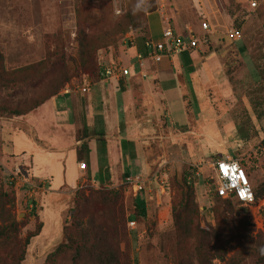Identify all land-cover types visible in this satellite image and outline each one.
Listing matches in <instances>:
<instances>
[{
	"label": "rangeland",
	"instance_id": "rangeland-1",
	"mask_svg": "<svg viewBox=\"0 0 264 264\" xmlns=\"http://www.w3.org/2000/svg\"><path fill=\"white\" fill-rule=\"evenodd\" d=\"M134 3L135 0H0V73L3 71L0 77V149L4 156L15 159L1 160L5 168L11 171L21 168L28 173L20 164L23 153L28 152V144L15 133L19 128L14 127V122L26 121L23 117L31 115L27 119L33 123L38 108L10 118L11 109L30 110L31 103L59 86V93L51 99L89 98L104 86L98 84L107 79L102 75L103 67L116 60L132 69L131 75L125 78L134 75L143 78L135 69V56L128 59L123 54L124 48L131 45L127 39L130 32L135 37L142 35L143 30L147 32L150 13L134 15ZM154 7L172 28L183 22L185 27L201 33V22L207 20L216 30L206 37L207 43L203 47L212 53L207 59L215 58L218 65L212 86L203 91L195 84V92L188 91L193 104L190 116L194 119L202 106L203 128L217 136V144H211L214 150L199 146L190 150L188 145L199 141L198 136L190 135L165 140L164 153L151 152L150 164L155 168L141 175L152 179L159 171V178L151 180V191L146 185L145 217L137 212V196L133 189L124 185L126 172L122 169L118 180L109 185L82 180L76 187L67 179L66 184L54 180L49 188L47 181H41L46 190L37 193L39 203L34 202V205L38 203L34 212L26 207L27 201L31 200L26 188H20L21 183L19 186L7 184V178L0 173L2 191L15 200L13 213L21 223L20 236L25 238L43 224L40 234L31 239L22 264H43L47 255L63 240L64 227L71 224L78 210L124 236L121 249L126 256L122 257V264H176L175 250L180 246V234L173 206L177 205L175 211L182 213L178 202L185 179L187 184L193 183L200 212L198 217L190 214L194 225L200 222L208 228L217 223L229 228L230 232L246 235L240 242L233 240L227 246V258L235 257L241 264H256L257 246L264 243V195L251 205L219 201L213 191L211 163L219 155L230 156L242 161L255 189L264 184V3L255 11L241 0H152L151 8ZM215 7L228 14L227 23L217 22L211 15ZM118 9L121 12L118 13ZM204 9L210 13L205 14ZM130 10L132 18L127 16ZM154 16L158 30H162L164 24L160 14ZM181 18L183 21L180 22ZM134 21L138 22L137 29L131 26ZM233 26L241 28L242 36L231 42L225 33ZM83 87L87 88L86 92ZM67 88L71 92L61 94ZM76 117L79 119V114ZM208 121L211 123L204 125ZM57 127L43 128L40 124L37 130H43L44 136L52 140ZM26 137L34 141L31 133H26ZM201 140L207 146L206 140ZM60 145H66L64 139ZM30 156L28 153V158ZM83 177L87 179L86 174ZM111 190L118 192L114 204L106 206L99 199L94 202L96 197L102 199L103 192ZM77 193L87 196V206L84 207L85 203ZM131 217H135L133 226L129 224ZM188 248L194 259L192 241ZM70 259L69 254L61 262L71 264ZM214 263L220 264L217 260Z\"/></svg>",
	"mask_w": 264,
	"mask_h": 264
},
{
	"label": "crops",
	"instance_id": "crops-1",
	"mask_svg": "<svg viewBox=\"0 0 264 264\" xmlns=\"http://www.w3.org/2000/svg\"><path fill=\"white\" fill-rule=\"evenodd\" d=\"M211 12L217 22L227 23V13L223 14L218 7ZM204 13L210 11L204 9ZM155 14L161 16L164 24L162 30H158ZM164 19L159 10L148 15L147 32L150 39H162L163 29L170 26ZM177 26L173 29L185 34L183 22ZM124 49L126 52L123 51V54L128 59L139 51L135 44ZM201 51L184 52L164 58L157 64L148 62L144 69H137L146 74L145 78L134 75L119 80L105 79L98 83L104 86L89 98L68 97L64 101L54 98L35 111L37 117L33 123L27 119L31 115L23 117L26 121L21 119L14 122V127L19 128L15 133L28 144V152L23 153L21 166H25L35 182L47 181L49 188L54 180L66 184L67 179L70 185L76 187L82 180L109 185L118 180L121 169L131 174L149 173L152 167L155 168L150 164L151 152L164 153V141L168 138L175 140L174 137L198 136L199 141L188 145L190 150L197 146L214 150L211 144H217V136L204 130L202 106L195 120L189 114L193 104L188 91L194 93L195 84L206 91L212 86L218 69L215 58L207 59L208 54L212 53L207 52V48ZM207 123L211 121L204 125L207 126ZM40 124L43 128L58 126L54 139L44 136L43 130H37ZM26 133H31L34 141L28 139ZM167 134L171 136H165ZM62 139L66 142L65 146L60 145ZM201 139L206 140L207 146L203 145ZM0 153L1 160H15L13 156H4L1 149ZM28 153L31 154L29 158ZM80 162L86 164L84 170L79 168ZM162 165L163 162L158 165L159 168ZM84 174L87 179L83 177Z\"/></svg>",
	"mask_w": 264,
	"mask_h": 264
},
{
	"label": "trees",
	"instance_id": "trees-1",
	"mask_svg": "<svg viewBox=\"0 0 264 264\" xmlns=\"http://www.w3.org/2000/svg\"><path fill=\"white\" fill-rule=\"evenodd\" d=\"M155 10L154 7L145 13H152ZM127 16L132 18L131 10ZM137 24L138 22L134 21L131 23V26L137 29ZM142 32V35L136 36L137 42L135 45L139 52L145 54V41L148 40L149 37L148 32L145 30ZM229 41L234 42L232 40ZM81 42L83 44L84 39H82ZM0 61H2L1 55ZM2 75L3 71L0 73V77ZM59 90L60 86L51 88L42 98L30 104V110H21L18 108L11 109L9 117L26 115L33 109L39 108L46 100L56 96ZM83 146L86 147L85 144ZM223 157V155L218 156V158ZM240 164L246 169L242 161ZM125 175H130V173L126 172ZM190 182L191 181L187 184L185 179L183 194L178 202L182 207V213L175 211L177 205L173 206L174 219L177 225V231L180 234L178 242L180 246H177L178 250H175L176 264H217L214 263V260L219 261L220 264H241L238 263L235 257L227 258V246L233 240L240 242L244 239L243 236L246 235H242L239 231L230 232L229 228L220 227L217 223L214 226L210 225L208 228L203 227L200 222L194 225V221L190 214L198 217L200 212L195 200L193 183L190 184ZM0 187V264H22L25 260L26 250L30 245L31 239L40 234L43 224L41 223L36 227L35 231L29 233L25 238H22L20 236L21 223L13 213L15 200L11 199L8 194L2 191V186ZM253 190L256 199L263 197L264 184L258 186L256 189L253 187ZM77 195L82 199V202L85 203L84 207L87 206L89 202L87 196L80 193H77ZM214 195L219 201H227L229 204L231 203L230 201H234L232 199L224 200L215 192ZM98 199L106 206H111L117 201L118 192L112 190L105 193L103 192V200L100 199V197H96L94 202H97ZM145 203L146 199L144 198V192H141L137 196L135 204L138 214L143 217L146 216L147 211V205H145ZM35 210L36 208L33 209V212ZM75 213L76 214L72 217L71 224L64 227L63 240L47 255L43 264H64L61 262V259L69 254L71 256V264H122V257L126 256V253L121 249L124 236H121L116 230H110L104 227L91 216H85L83 212L81 214L80 210ZM134 218L135 217H131L132 220ZM189 241H192L194 245V259L188 248ZM211 244L213 245L211 246ZM256 256V264H264V256H260L257 251Z\"/></svg>",
	"mask_w": 264,
	"mask_h": 264
},
{
	"label": "built area",
	"instance_id": "built-area-1",
	"mask_svg": "<svg viewBox=\"0 0 264 264\" xmlns=\"http://www.w3.org/2000/svg\"><path fill=\"white\" fill-rule=\"evenodd\" d=\"M242 3L248 5L252 11L257 10L264 0H241ZM117 12H121L119 9ZM168 21V20H167ZM201 33L197 32L192 27L187 26L185 34L177 33L172 27L167 26L162 31V39L154 41L148 39L145 41V54L137 51L135 54V68L137 69L144 67L145 63H160L164 58H172L173 56L183 54L184 52H195L201 51L204 45L207 43V36L216 32L213 25L207 20L201 22L200 27ZM226 37L229 40L236 41L241 38V28L231 27L226 31ZM131 45H134L136 40L133 32L127 35ZM140 69V70H141ZM132 69L129 66H125L121 60L113 61L103 67L102 75L105 78H116L117 80L125 78L131 75ZM143 78L146 77L144 72H139ZM83 92L87 91V88L83 87ZM70 88L65 89L61 94H69ZM264 146V141H263ZM79 168L84 170L86 164L83 162L79 163ZM214 176L211 180L214 181L213 191L217 193L222 199H232L244 205H251L256 201V196L253 190L252 182L247 170L240 164L237 159L230 156L218 158L216 161L211 163ZM227 169V175L221 170ZM0 173L7 178V184L19 186L20 188H26L29 192L30 201H27L26 207L29 211L33 212V209L38 207V203L34 205V202H38L37 193H43L46 190V185L42 182H35L29 174H25L21 168H17L13 171L5 168L0 159ZM159 171L153 174L152 179L158 180ZM197 176L199 173H196ZM148 178H142L141 174H130L125 177L124 185L131 187L135 196H138L141 192L146 191V185L151 191V180ZM245 193L241 196L240 193ZM33 201V203L31 202ZM131 226L135 225L134 220L129 223Z\"/></svg>",
	"mask_w": 264,
	"mask_h": 264
},
{
	"label": "clouds",
	"instance_id": "clouds-1",
	"mask_svg": "<svg viewBox=\"0 0 264 264\" xmlns=\"http://www.w3.org/2000/svg\"><path fill=\"white\" fill-rule=\"evenodd\" d=\"M151 7H152V0H135V3L132 7V12L134 15H136L140 12H147ZM221 170L224 172L225 175H227L226 168H223ZM256 250L260 256H264V243L258 245Z\"/></svg>",
	"mask_w": 264,
	"mask_h": 264
},
{
	"label": "snow or ice",
	"instance_id": "snow-or-ice-1",
	"mask_svg": "<svg viewBox=\"0 0 264 264\" xmlns=\"http://www.w3.org/2000/svg\"><path fill=\"white\" fill-rule=\"evenodd\" d=\"M244 195H245V193L242 192V193H241V196H244Z\"/></svg>",
	"mask_w": 264,
	"mask_h": 264
}]
</instances>
